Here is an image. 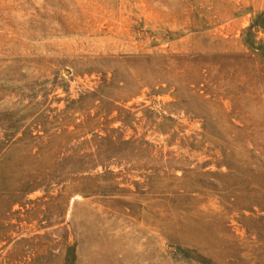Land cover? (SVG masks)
I'll return each mask as SVG.
<instances>
[{
  "label": "rangeland",
  "instance_id": "374dc122",
  "mask_svg": "<svg viewBox=\"0 0 264 264\" xmlns=\"http://www.w3.org/2000/svg\"><path fill=\"white\" fill-rule=\"evenodd\" d=\"M0 264H264V0H0Z\"/></svg>",
  "mask_w": 264,
  "mask_h": 264
}]
</instances>
